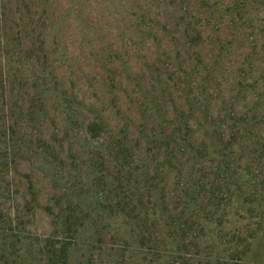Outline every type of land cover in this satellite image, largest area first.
<instances>
[{
	"label": "rangeland",
	"instance_id": "obj_1",
	"mask_svg": "<svg viewBox=\"0 0 264 264\" xmlns=\"http://www.w3.org/2000/svg\"><path fill=\"white\" fill-rule=\"evenodd\" d=\"M6 16L0 74L7 75L9 105L24 109H16L9 123L13 191L5 202L18 216L14 251L20 239L47 237L67 217L79 232L72 264H135L142 258L143 264H172L182 255H167L176 248L175 233L161 224L154 230L168 252L160 257L146 249L136 253L135 226L124 249L104 244L131 235L117 204L127 175L129 185L135 182V133L141 119L206 116L200 113L203 79L224 69L221 61L227 82L209 101L208 115L216 116L224 99L235 119L264 133V86L236 82L242 59L264 61V0H11ZM184 30L196 32L185 39ZM252 69L260 73L264 64ZM89 123L98 129L93 134L110 137L108 145L89 134ZM238 200L224 215L222 231L210 234V260L201 247L181 264H232L236 253L245 256L235 264H264V197L257 205L242 203L244 210ZM95 231L103 238H90ZM6 256L0 252V264L15 263Z\"/></svg>",
	"mask_w": 264,
	"mask_h": 264
},
{
	"label": "trees",
	"instance_id": "obj_2",
	"mask_svg": "<svg viewBox=\"0 0 264 264\" xmlns=\"http://www.w3.org/2000/svg\"><path fill=\"white\" fill-rule=\"evenodd\" d=\"M10 2L11 0H0V33L7 20L6 10ZM195 32L184 30L183 36L185 35V39L191 38ZM197 35L201 36L200 33ZM254 60L251 62V59H242L237 66L236 82L252 80L254 87L260 88L264 86V69L257 73L252 67L259 69L264 61ZM223 62L221 61L224 69H212L203 79L205 87L204 93L199 97L203 100L200 113L206 116L201 117L202 119H160V123H156L157 119H141L138 125L141 129L135 133V182L133 186L129 185L130 175H127L123 180V199L117 204L121 208L120 214L129 222L127 224L131 228V235H128V239L118 235V243L108 240L104 244L124 249L134 235L132 228L135 226L136 253L139 249L143 252L146 249L148 254L160 257L157 254L168 252L163 249L165 245L158 241L162 234L154 230L161 224L168 234L170 231L175 233L176 248L167 255L178 252V255H182L177 258L171 256L172 264H181L183 261H179L187 254L195 256L190 253L191 249H196L197 254H200L201 247L208 252L204 258L210 260L215 248V239L210 234L222 231L226 223L224 215L229 214L233 202H239L240 198L239 208L244 210L245 205L242 203L257 205L258 199H263L264 133L254 134L247 119H235L236 114L224 99L217 107L216 116L208 115L212 110L209 101L220 96L224 83L227 82L228 67ZM212 64L215 66L217 62ZM249 66L252 72L247 75L245 70ZM222 70L225 72L221 73ZM8 84L7 75L3 72L0 74V223L7 227L0 229V252L15 261L14 264H72L73 249L77 245L79 232L78 225L67 217L59 223V230L47 237L36 235L22 244L20 239V247L14 251L13 240L20 235L16 226L18 216L12 213L11 207H7L5 202L13 191L7 177L10 172L8 167L12 162L11 147L8 144L12 125L9 123L10 119H16V109L18 112H23L24 109L9 105ZM88 125L89 134L98 131L94 124ZM143 129L148 131L147 135L142 134ZM158 129L161 130L160 134L156 133ZM99 134H93V138L108 145L110 137ZM122 147L124 151L128 150L127 145L123 144ZM127 168L123 167L125 175ZM129 220L135 221V224H131ZM97 221L93 225L96 226ZM56 224L58 223L55 222ZM124 224L127 225L125 221ZM96 234L99 239L104 236L95 231L90 238ZM8 242H13L11 251L5 253L8 250L5 244ZM243 256L245 255L236 253L228 261L232 264L241 263ZM89 257L88 262H92L94 255L89 254ZM214 258L222 260L216 254L213 255ZM142 261L136 259L135 264H143Z\"/></svg>",
	"mask_w": 264,
	"mask_h": 264
}]
</instances>
